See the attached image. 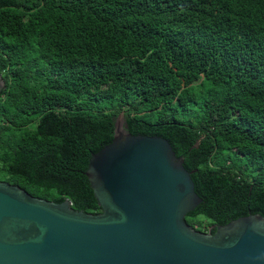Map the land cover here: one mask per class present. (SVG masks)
<instances>
[{
    "label": "trees",
    "instance_id": "1",
    "mask_svg": "<svg viewBox=\"0 0 264 264\" xmlns=\"http://www.w3.org/2000/svg\"><path fill=\"white\" fill-rule=\"evenodd\" d=\"M0 75V180L98 212L121 113L192 170V228L264 217V0H0Z\"/></svg>",
    "mask_w": 264,
    "mask_h": 264
},
{
    "label": "water",
    "instance_id": "2",
    "mask_svg": "<svg viewBox=\"0 0 264 264\" xmlns=\"http://www.w3.org/2000/svg\"><path fill=\"white\" fill-rule=\"evenodd\" d=\"M124 126L118 113L82 171L96 213L0 180V264H264L262 215L192 228L183 219L200 201L192 170L164 138Z\"/></svg>",
    "mask_w": 264,
    "mask_h": 264
},
{
    "label": "rangeland",
    "instance_id": "3",
    "mask_svg": "<svg viewBox=\"0 0 264 264\" xmlns=\"http://www.w3.org/2000/svg\"><path fill=\"white\" fill-rule=\"evenodd\" d=\"M205 226H201V229H199L200 231H205L204 230Z\"/></svg>",
    "mask_w": 264,
    "mask_h": 264
}]
</instances>
